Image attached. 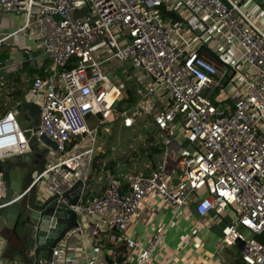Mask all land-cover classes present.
Returning a JSON list of instances; mask_svg holds the SVG:
<instances>
[{
    "label": "built area",
    "instance_id": "obj_1",
    "mask_svg": "<svg viewBox=\"0 0 264 264\" xmlns=\"http://www.w3.org/2000/svg\"><path fill=\"white\" fill-rule=\"evenodd\" d=\"M170 2L188 14L185 20L194 31L197 21L205 22L203 32L188 38L182 34L186 22L164 19L160 7ZM242 2L0 0L5 11L25 16L21 30L37 28L36 36L52 60L46 74L36 77L30 88V102L40 103L41 107L39 131L33 137L46 136L58 145L59 151L76 138H90L93 143L98 128H91L88 118L114 111L126 128L135 124L137 115L153 114L163 132V143L169 147L176 134L175 119H187V130L198 149L175 157L167 154L166 160L148 175L132 173L127 193L120 179L110 175L100 196L85 201L80 198L76 205H69L63 198L77 180L83 185L89 181L86 170L82 175L73 173L75 181L70 185L64 169L91 155L93 146L48 164L39 178L48 197H60L58 206L90 220L103 214L111 216L116 231L112 241L125 244L138 264H155V255L164 245L165 234L161 231L153 233L145 247L130 235L131 226L141 217L144 200L155 195L174 212L196 199L200 217L214 212L220 204L232 206L237 218L224 228L221 245L231 247L243 242L241 262L264 264V31L243 9ZM167 9L176 10L172 6ZM214 37L222 38L223 45L233 52L231 69L241 79L242 93L231 111L205 94L206 89L221 86L228 71L200 50L190 49ZM99 42L106 43L115 60L123 64L135 60L141 72L154 80L153 87L140 94L141 101L132 114L116 110L124 93L104 71L110 59L96 58L94 47ZM244 66L254 71V79L243 74ZM158 89L167 92L172 100L166 112L155 113L154 105L148 101ZM30 151L17 112L10 110L0 118V161ZM28 192L29 189L25 194ZM45 197L38 194L41 201ZM61 252L58 245L51 264L59 263Z\"/></svg>",
    "mask_w": 264,
    "mask_h": 264
},
{
    "label": "crops",
    "instance_id": "obj_2",
    "mask_svg": "<svg viewBox=\"0 0 264 264\" xmlns=\"http://www.w3.org/2000/svg\"><path fill=\"white\" fill-rule=\"evenodd\" d=\"M169 4L172 3L170 2L165 6L167 7ZM242 7L264 31V0H243ZM172 8L176 9L175 12L181 18L179 22H186V25L182 30L184 36L190 38L195 36V34L199 35L203 32V28L206 25L205 22L203 23L199 21V23L197 21L195 24V29L197 31H194L191 23L188 20H185L188 14L175 4ZM24 24L25 16L22 13L8 12L0 7V62L7 60L9 58V53L16 50V48L23 51L34 52L44 50L41 45V40L37 38L35 33L37 28L33 26L29 30H21ZM190 49L197 51L201 50L202 54L219 62L223 71H228L226 74L227 76L222 80L221 86L208 88L206 89L205 94H209L215 103L222 105L227 110H233L237 97L242 93L241 83L239 84L241 79L238 78L235 72L231 69V64L235 60L233 52L223 45L222 38L220 37L208 38L204 44L195 43ZM208 52H211L214 55ZM94 53L96 54V58L100 61L107 58L110 59L109 62L104 64L105 72L107 64H111L113 61L120 63L112 57V53L108 50L105 42H99L96 44L94 47ZM33 62L32 65L29 64L26 67L21 68L19 71L13 72L8 77L0 78L1 107L3 102H5L3 100L4 96L1 94L3 91L2 80L7 82V87L10 92L9 95L15 88H20L21 90L26 82L30 84L29 88L21 90L23 96L17 102H13L10 97H7L12 103H14L10 110H15L18 117L20 113V104L25 100L30 101V88L34 79L38 76H44L46 74L45 70H47L52 64V60L49 57L44 59L43 56L37 58V60ZM123 66V80L127 84V87L125 88L126 97L123 99V102H120V104H124V102L126 104L131 100H136V103L138 104L141 101L140 94L144 90H150L154 85V80L141 72L140 67L135 60H130L124 63ZM244 67L245 68L242 71L243 74L246 76L249 75L254 79V71L247 66ZM12 76H19L20 82L12 83L10 81L11 79H7ZM135 91H137V96L134 94ZM133 97L135 98L132 99ZM148 101L154 105L155 113L166 112L172 107L170 95L162 89L155 91L153 96L148 97ZM39 104L40 103H38V105ZM10 110L6 113H0V118L4 117ZM140 115L149 118L151 117L154 126L153 129L156 130L154 137H156L160 143V146H151L149 149L150 151H161L160 158L155 164V167L166 160L167 154H169L170 157H175L183 154H192L198 149L197 142L192 138L191 140L186 139L184 141L183 135L188 128V121L186 118L179 116L175 119L174 127L176 129V134L174 142L171 146L166 147L163 143V132L156 125L153 114ZM140 115L135 117V124L131 128L124 127L122 121L117 119V122H119L122 128H124L126 136L128 134H132L131 136L134 135L133 129L137 123V117ZM104 116L105 114L98 117L88 118L89 126L91 128H98L93 143L90 142V138H76L74 142L69 144L65 149L55 154H50L47 157L49 161L48 164H52L66 156L78 153V151L81 149L83 150L85 146H93L94 151L91 155L84 156L80 160H75L64 169L66 182L70 185L75 181L73 179V173L75 175H82L86 170L89 172V181L83 188H79V190L73 193L71 195L72 198L79 195L81 200L85 201L102 195L107 187L109 176L114 175L109 173V171H105L106 163H99L96 159L98 157L96 156L98 153L97 151H100V146L104 145L103 138L110 137L112 133V128L105 126L106 119ZM181 125H183L185 130L183 131V135L181 134V139H178L177 134L179 132V126ZM153 129L151 132H153ZM189 142H192L194 146L192 143L189 145ZM132 148L133 146H130L129 149ZM43 150L44 149H40L38 151L31 147V151L22 155V159H20V156H14L1 161L5 164L6 169L13 172V185H20L19 179L21 172L23 188L27 189L31 186L36 179L38 166L42 160L40 155L43 154L41 153ZM168 162L169 168H172V162L170 160H168ZM24 166H29V170L27 169L26 172L22 171V167ZM155 167H150L146 173L139 174L148 175ZM78 181L81 180H77L76 183ZM3 184L1 177L0 197L1 195L3 196ZM121 184L123 192L127 193L130 191L127 180H121ZM38 194H44L46 196L45 198H50L46 195L45 188L42 185H39ZM196 201L197 200L195 199L190 205L174 212V209L171 206L164 205L159 196L155 195L147 197L142 204L141 217L135 220L131 226V237L138 240L142 246L145 247L148 243L149 237L153 233L161 231L165 234L164 245L158 249L155 255V264H243L240 259L241 248L239 245L231 247L221 245L224 228L236 221V209L229 205L220 204L214 212L208 214L206 217H200L196 212ZM77 217L79 227L69 232L65 239L59 244L62 252L58 264H138L137 257H131V253L125 244L112 241V237L116 231L112 225L111 216L103 214L94 220L87 219L83 215H77ZM23 221L27 220L22 218L21 222ZM15 232L17 233L10 234L11 236L8 239L9 246L6 250L7 252L3 256V258L8 260L0 264H25L23 258L20 257H22L23 253L28 249L29 241L27 233L25 230L21 229V227L19 228V224L17 231L15 230Z\"/></svg>",
    "mask_w": 264,
    "mask_h": 264
},
{
    "label": "water",
    "instance_id": "obj_3",
    "mask_svg": "<svg viewBox=\"0 0 264 264\" xmlns=\"http://www.w3.org/2000/svg\"><path fill=\"white\" fill-rule=\"evenodd\" d=\"M42 56L44 59L48 57L45 50L34 52L16 48V50L9 53L7 60L0 62V78L8 77L13 72L19 71L29 64L32 65L33 61ZM40 121V105L28 100L23 101L20 104L18 117L22 131L26 135L27 132L32 134L38 132ZM35 138L39 141L37 150H44L43 154L40 155L42 160L38 166L36 179L27 189L23 188L22 173L20 172V185H13V172L6 169L5 164L0 161V173L4 183L3 196L0 197V205L3 206V208H0V263L8 260L3 256L9 246L10 234L17 233L15 230L17 231L18 224L19 228L21 227L27 233L29 241L27 251L20 257L23 258L25 264H51L54 249L65 239L69 232L79 227L77 214L65 206H58L57 200L60 198L58 195L45 198L42 201L38 199L39 178L45 172V168L49 163L47 157L50 154L57 153L59 148L55 142L46 136H36ZM83 187L82 181H78L63 194V198L68 200L69 205H76L80 200V196L72 198L71 195ZM28 189L29 192L25 194ZM22 218L27 221L21 222ZM238 245L242 248L244 243L239 242Z\"/></svg>",
    "mask_w": 264,
    "mask_h": 264
},
{
    "label": "rangeland",
    "instance_id": "obj_4",
    "mask_svg": "<svg viewBox=\"0 0 264 264\" xmlns=\"http://www.w3.org/2000/svg\"><path fill=\"white\" fill-rule=\"evenodd\" d=\"M169 6L173 7L174 5L169 4ZM120 63L113 61L111 62V64H107L106 73L113 81L119 83L124 92L121 100L116 104V110L121 112L126 111L129 112V114H132L134 112L135 106L137 105L136 100H131L126 104L125 102L124 104H120V102H123V99L126 97L125 88L127 87V84L123 80L124 76L122 73V69L124 68V66ZM2 82L3 91L1 92V94L4 96L3 100L5 102H3L2 107L0 106V113H6L12 108V105H14V103H12L9 98H7L10 97L7 82L5 80H2ZM29 85L30 84L26 82L25 86L22 87L21 90L29 88ZM134 94L135 96H137V91H135ZM134 98L135 97H133L132 99ZM104 117L106 119L105 126L111 127L112 133L110 137L103 138L104 145L100 146V151H97L98 153L96 156L98 157L96 159L99 161V163H106L105 171H109V173L117 175L120 181H128L132 173H146L150 167H155V164L160 158L161 151L149 150L151 146H160L158 139L154 137V133L156 130L153 129L154 126L151 117L149 118L144 115H140L139 117H137V123L133 129V136H131L132 134H128L126 136V132L124 131V128H122L121 124L117 122L114 112H107L105 113ZM152 129L153 132H151ZM184 130L185 128L183 127V125L179 126V132L177 134L178 139H181V134L183 135ZM185 131L186 132L183 135L184 141L186 139L191 140L192 134L188 132V130ZM27 137L29 139L31 147L37 149L39 147L38 139L33 137L31 132H27ZM190 143L192 142H189V145ZM192 145L194 146L193 143ZM130 146H133V148L129 149ZM41 153H43V151H41ZM22 158L23 157L20 156V159ZM27 169L29 170V166L22 167V171L24 172H26Z\"/></svg>",
    "mask_w": 264,
    "mask_h": 264
},
{
    "label": "trees",
    "instance_id": "obj_5",
    "mask_svg": "<svg viewBox=\"0 0 264 264\" xmlns=\"http://www.w3.org/2000/svg\"><path fill=\"white\" fill-rule=\"evenodd\" d=\"M160 12H161L162 17L164 19L172 18L174 23H177V22H179L181 20V18L177 15V13L175 11H168V9H167V7L165 5H162L160 7ZM208 53L213 54L211 52H208ZM7 79H11L10 81L12 83H14V82L19 83L20 82V77L19 76H12V77L7 78ZM22 96H23V93L20 90V88L19 89L15 88L14 91L11 92V94H10V98L13 100V102H17L18 100H20V98Z\"/></svg>",
    "mask_w": 264,
    "mask_h": 264
}]
</instances>
